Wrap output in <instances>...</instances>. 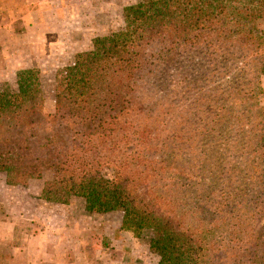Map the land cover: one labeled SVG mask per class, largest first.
<instances>
[{
    "label": "trees",
    "instance_id": "1",
    "mask_svg": "<svg viewBox=\"0 0 264 264\" xmlns=\"http://www.w3.org/2000/svg\"><path fill=\"white\" fill-rule=\"evenodd\" d=\"M264 0H141L66 69L0 85V174L41 199L124 211L167 264H264ZM115 170V175L107 171ZM110 176L111 178H109ZM8 257V256H7ZM4 256L0 254V264Z\"/></svg>",
    "mask_w": 264,
    "mask_h": 264
},
{
    "label": "rangeland",
    "instance_id": "2",
    "mask_svg": "<svg viewBox=\"0 0 264 264\" xmlns=\"http://www.w3.org/2000/svg\"><path fill=\"white\" fill-rule=\"evenodd\" d=\"M140 1L0 0V85L7 83L16 91L18 71H38L45 110L53 112L56 100L66 95L67 67L93 50L98 37L129 28L124 9ZM259 26L264 28V11ZM107 172L115 175V170ZM50 177L46 173L44 180ZM44 180H33L27 187H11L0 174L2 263L38 264L40 255L28 258L25 247L27 238L40 234L59 240L58 253L43 256L45 264H51L54 258L58 264H167L132 233L121 230L122 209L90 213L81 190L73 193L68 205L47 202L40 198ZM8 243L20 252L14 254Z\"/></svg>",
    "mask_w": 264,
    "mask_h": 264
},
{
    "label": "crops",
    "instance_id": "3",
    "mask_svg": "<svg viewBox=\"0 0 264 264\" xmlns=\"http://www.w3.org/2000/svg\"><path fill=\"white\" fill-rule=\"evenodd\" d=\"M1 71H0V77H1ZM10 203V202H8ZM25 205V204H24ZM26 206V205H25ZM30 206H27V210L29 209ZM7 208V207H6ZM9 211V210H8ZM7 214H10V212H7ZM32 226V224H30ZM36 226V224H34V227ZM54 238V237H53ZM58 238V237H55ZM10 240V238H9ZM12 243V241H10ZM26 243L28 244L25 248V254L28 255L29 257H32L31 259H33L32 255H40L39 260H37L38 264H45V258H43L44 255H55L57 252L58 244L59 240L58 239H50L48 237H44L40 234H34L31 235V238H27L26 239ZM9 246H12L10 243H8ZM30 245H34L33 247H31ZM13 248V246H12ZM28 248V249H27ZM13 252L14 254H17L20 252V250L18 248H13ZM52 258H54L52 256ZM56 258H54V261L51 262V264H58V262H55ZM32 261H28V263H31Z\"/></svg>",
    "mask_w": 264,
    "mask_h": 264
}]
</instances>
